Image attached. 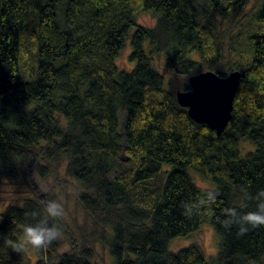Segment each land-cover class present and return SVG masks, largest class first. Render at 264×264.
Segmentation results:
<instances>
[{
    "label": "trees",
    "instance_id": "obj_1",
    "mask_svg": "<svg viewBox=\"0 0 264 264\" xmlns=\"http://www.w3.org/2000/svg\"><path fill=\"white\" fill-rule=\"evenodd\" d=\"M248 1L222 12L243 11ZM141 13L154 16L153 29L137 26ZM257 21L264 27V0ZM26 36L35 42L29 79ZM247 39L251 48L235 67L241 81L232 117L217 135L192 121L154 64L163 61L170 75L204 64L222 76L215 25L200 18L194 0H0V183L34 172L44 180L52 163H65L83 211L100 219L111 264H264V226L239 234L238 225L222 224L225 208L255 211L264 203L253 199L264 190V29ZM128 43L131 67L120 69ZM242 142L252 149L242 152ZM191 172L210 184L214 203L202 204L209 190ZM48 200L55 198L34 194L0 212V264H94L93 251L78 247L63 218L49 222L69 236L65 252L56 240L27 249L32 261L27 250L6 244L21 224L46 216ZM185 202L199 205L191 217ZM206 222L219 241L214 259L198 245L170 249Z\"/></svg>",
    "mask_w": 264,
    "mask_h": 264
},
{
    "label": "rangeland",
    "instance_id": "obj_2",
    "mask_svg": "<svg viewBox=\"0 0 264 264\" xmlns=\"http://www.w3.org/2000/svg\"><path fill=\"white\" fill-rule=\"evenodd\" d=\"M233 1L235 0H214V4H209L205 0H194L200 18L208 24L215 25L217 36H219V43L223 50V59L217 67V73L222 75L220 77H226L231 71H235L236 65L243 60L242 56L247 55V50L251 48L247 39L248 35L264 29L263 26L258 25L257 21V11L261 6L262 0H249L245 9L240 12L227 11L223 13L222 9H226ZM155 25L156 19L149 13H141L137 18V26L153 29ZM23 40L25 41V46L22 54V67L24 77L29 79L35 71V42L33 38H28L27 36ZM129 53L130 47L128 43L126 49L117 60V65L120 69H129L131 67L128 62ZM154 61L155 66L164 73L166 89L173 95H176L177 92L189 90L188 83L191 76L209 71L203 64L199 66L200 69L196 67L190 74L170 75L165 72L163 61L157 58ZM240 147L242 152L252 149L248 142H242ZM47 173L48 175L44 180L37 175V172H34L30 178H26L16 184H11L3 179L0 183V212H3L9 206L20 207L25 199L32 195L34 196V194L53 196L55 200L63 204L65 210V214L62 217L63 221L68 226V230L74 237L78 247L93 251L92 262L94 264H111V258L100 241L102 235V227L99 224L100 219L99 217H92L83 211L79 203V190L76 183L65 179V163H52ZM190 175L194 184L201 191L211 189L210 184L198 174L191 172ZM69 241L68 235H61L60 239L57 240L60 243V252H65L69 249ZM189 244L200 246L207 258L212 260L218 252L219 241L213 228L206 222L189 236L173 240L170 243V249L174 251L180 250L189 246ZM24 255L32 261L36 259L31 250H27Z\"/></svg>",
    "mask_w": 264,
    "mask_h": 264
},
{
    "label": "clouds",
    "instance_id": "obj_3",
    "mask_svg": "<svg viewBox=\"0 0 264 264\" xmlns=\"http://www.w3.org/2000/svg\"><path fill=\"white\" fill-rule=\"evenodd\" d=\"M206 199L202 204H211L215 202L216 193L212 190L206 192ZM264 197V190H260L253 198L258 200ZM184 209L183 214L186 217L193 215V209L199 205L189 202L182 203ZM46 216L39 219L35 224L24 223L20 227V235L16 240L8 239L6 244L15 252H22L29 248L40 250L47 248L54 241L60 239L62 232L56 223H50V220L61 219L65 210L63 204L57 200H48L44 205ZM227 219L222 221L225 228L231 227L233 224L239 226V234H244L250 228H258L264 226V203H257L255 211L241 212L236 208H225L223 210ZM36 216L37 213H32Z\"/></svg>",
    "mask_w": 264,
    "mask_h": 264
},
{
    "label": "water",
    "instance_id": "obj_4",
    "mask_svg": "<svg viewBox=\"0 0 264 264\" xmlns=\"http://www.w3.org/2000/svg\"><path fill=\"white\" fill-rule=\"evenodd\" d=\"M240 81L239 71L226 77L210 71L200 73L189 78V90L177 92L176 99L194 122L221 135L231 120Z\"/></svg>",
    "mask_w": 264,
    "mask_h": 264
},
{
    "label": "bare ground",
    "instance_id": "obj_5",
    "mask_svg": "<svg viewBox=\"0 0 264 264\" xmlns=\"http://www.w3.org/2000/svg\"><path fill=\"white\" fill-rule=\"evenodd\" d=\"M229 36H230V35H229ZM228 41H229V40H228ZM227 44H228V43H227ZM228 48H229V47H228ZM231 72H232V71H231ZM231 72H230V73H231ZM188 84H189V83H188ZM182 92H183V91H182ZM176 94H177V93H176ZM190 120H191V119H190ZM192 121H193V120H192ZM195 123H196V122H195ZM173 240H174V239H173ZM189 245H190V244H189ZM183 246H184V245H183ZM181 247H182V246H181ZM171 248H172V247H171ZM179 249H180V248H179ZM171 250H172V249H171ZM177 250H178V249H177ZM177 250H176V251H177ZM173 251H174V250H173ZM178 251H179V250H178ZM174 252H175V251H174ZM216 252H217V251H216ZM206 258H207V257H206ZM109 264H110V263H109Z\"/></svg>",
    "mask_w": 264,
    "mask_h": 264
}]
</instances>
